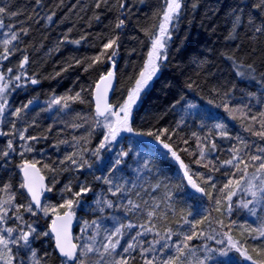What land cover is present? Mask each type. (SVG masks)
Masks as SVG:
<instances>
[{"label": "trees", "instance_id": "trees-1", "mask_svg": "<svg viewBox=\"0 0 264 264\" xmlns=\"http://www.w3.org/2000/svg\"><path fill=\"white\" fill-rule=\"evenodd\" d=\"M120 2L107 0V3L96 7L97 0H40L39 4L36 0H0V6L18 13L15 16L3 15L4 27L0 28V33L15 31L19 36L9 46L15 49L14 54L7 60H0V73L6 79L13 78L8 96L10 107L5 117L1 118L2 132L11 134L0 136V153L9 152L6 157L0 155V185L11 184V190L17 195L16 203L28 202L24 189L20 188L23 182L20 170L27 161L35 163L47 187L52 188V191H46L42 202L51 210L50 213L45 215L37 210V215L32 216L22 211L24 220L32 223L41 234L31 240V247L36 250L37 257L42 258V264H62L64 260L54 252L48 226L52 216L68 210L60 206L66 200H73L72 211L76 214V220H96L102 229H109V232L121 223L137 226L124 229L126 235L121 238V245L117 248V253H122L131 235L139 231V225L147 219V208L158 204V212L168 217L167 221H155L161 231L166 226L173 229L179 227L181 216L189 212L192 215L188 219L192 221L210 215L211 222L204 220L197 227L206 234H212L214 239L204 237L190 242L195 251L193 264L196 257L202 258L204 245L212 249L227 247L228 241L223 232H228L234 241L246 248L253 259L264 260V253L252 251L253 248L264 247V238L253 239L252 236L257 233L247 231L264 222V204L256 205V214L253 215L247 209L236 207L240 200L251 199L237 192L233 197L231 213L215 211V198L221 195L218 189L233 174L237 179L242 175L231 165L222 164L232 157L230 149L237 145L243 147L241 140L250 145L248 155L260 154L257 149L264 148V139L245 130L249 126L260 130L258 123H252L246 117L258 116L260 111H264V31H255L257 26L264 27V10L254 7L260 0H181V14L171 30L172 39L166 49L168 58L132 112V135L163 147L155 135L143 133L151 131L155 134L167 129L161 140L172 146L180 161L187 166L192 179L210 192L212 199L189 185L180 170V162L173 161L171 153L164 147L165 150L140 142L145 153L143 165L147 161V167L143 166L137 172L130 171L128 166L133 157L127 142L130 136L116 142V149L121 147L128 153L116 166L122 177L117 181L124 184L125 193L111 196L107 191L109 186L103 180L96 179L113 177L112 172H115L112 165L116 157L103 151L99 159L92 155L106 131L100 126L104 119H98L94 112V86L101 76L114 69L116 86L111 104L118 108L125 101L144 70L152 34L157 31L166 6L165 0H123L125 7L122 9ZM50 15L52 19L48 20ZM119 19L125 23L117 29ZM24 29L27 30L26 35L22 31ZM111 39H116L117 43L107 50L103 49V45ZM113 51L116 55L109 60L108 56ZM24 56L28 60L21 69L19 64ZM97 56L101 57L100 61L92 63ZM236 65L245 71H250L247 66L252 65L255 71L251 72L249 78H240L236 75L240 70ZM9 68L13 69L11 73L8 72ZM20 73H26L27 78L15 81L14 77ZM31 79L38 82L32 84ZM17 84L20 86L16 87ZM229 91L231 96L225 98L224 93ZM77 93H80L83 103L69 100L67 108L63 103L50 106L55 98L74 97ZM249 93L254 95L249 97ZM29 100L33 102L20 118L11 115L12 111ZM225 102L230 108L242 104H248L249 108H245L243 114L230 113L224 110ZM189 105L195 107L190 108ZM12 121L16 122V130L11 127ZM217 123L226 125L228 138L219 136L214 127ZM25 129L26 137L37 139L20 140L19 132ZM193 133L201 138L200 143L205 147V157L199 164L196 160L200 159V149ZM9 140L13 144L12 150L7 148ZM185 140L188 142L184 143ZM210 141L216 143L217 150H210ZM25 145L31 146L32 151H25ZM74 152L87 159L91 166L77 168L68 161L60 164ZM242 158L247 159V155L242 154ZM243 167L241 164L240 168ZM248 171L251 173L254 168L250 166ZM208 176L212 177V181L206 184L204 181ZM212 183L216 184L215 189L211 187ZM66 185L71 191L65 190ZM81 185L89 187L91 191L77 197L74 193L80 191ZM167 194H171V200L167 199ZM100 196L113 201L114 207L100 212L95 203ZM127 199L139 203L140 210L126 215L123 207H115L116 204L126 205ZM226 208L227 202L222 200V209ZM218 221H223V229ZM13 225L14 221L8 220V226ZM189 227L184 226V230L187 231ZM76 232L75 225L74 236ZM145 239L151 240L152 235ZM178 239L173 236L169 243ZM216 240L224 243L217 244ZM125 255L135 256L134 264H142L138 251ZM217 259L224 264H242L234 250L226 257L218 254Z\"/></svg>", "mask_w": 264, "mask_h": 264}, {"label": "snow or ice", "instance_id": "snow-or-ice-1", "mask_svg": "<svg viewBox=\"0 0 264 264\" xmlns=\"http://www.w3.org/2000/svg\"><path fill=\"white\" fill-rule=\"evenodd\" d=\"M36 3L39 4L40 0H36ZM101 3H107V0H97L96 7H100ZM165 8L160 17V23L157 31L152 34L151 38V50L148 53V61L139 74V78L135 81V86L129 90L127 99L123 104L119 105L118 108H114L111 104L107 102V90L112 86V78L114 77V72L109 70L105 76H101V81L106 83V87L103 91L100 89V84H97L95 101H96V116L97 118L103 117L105 132L103 139L100 141L98 147L92 152V155L99 159L101 150H108L113 142L117 141L121 132H133V128L130 125V120L132 116V111L135 105H137L142 96L146 93L147 89L150 87V82L156 77L157 73L160 71L162 63L167 60L166 49L168 47L169 41L172 39V29L175 27V22L179 20L182 3L181 0H165ZM125 4L123 0L120 2V8H124ZM195 7V5H194ZM254 7L264 10V0H260V3L255 4ZM15 16L18 13L11 12L6 6H0V28L4 27L2 17L3 15ZM53 13L52 15H54ZM48 20L52 19V16L47 17ZM239 21V17H237ZM125 21L119 19L116 24V28L119 29L124 25ZM251 24V19L249 20ZM24 34H27V30H22ZM257 33L264 31V27L257 26L255 28ZM4 39L0 40V46H2V51H0V60H7L11 55L14 54V48L9 46L13 44L14 41L19 39L18 34L15 31H9L4 33ZM74 43H79V41H74ZM117 43L116 39H111L103 45V49L107 50ZM103 55V52L102 54ZM116 55V52L113 51L108 59L111 60L112 57ZM101 59L100 56H97L93 59L92 63H97ZM28 57L20 61L19 67L24 68L27 63ZM77 64L80 61H76ZM240 70L236 72V75L240 78H249L251 72H254L252 65H248L247 69L250 71H245L241 69L240 65H236ZM13 69L9 68L8 72L11 73ZM27 78L26 73H20L14 77L15 81H20L21 78ZM251 78H255L252 76ZM13 78L9 77L6 79L3 73H0V118L5 117L6 110L10 107L8 99V90L9 85L12 83ZM38 81L36 79H31L32 84H36ZM20 85L17 84L16 87ZM191 87V85H189ZM254 94L249 93V97ZM231 96V91L225 92L224 97L228 98ZM73 102L79 100L81 103L84 101L81 98L80 93H77L74 97H60L55 98L51 101V104H61L65 108L68 107V101ZM32 100H29L27 103L22 104L21 107L16 108L11 112L12 116L17 118L21 117V113L32 104ZM212 103V101H209ZM190 108H194L195 105H189ZM224 110L230 113L241 112L244 113L245 108H249L248 104H242L238 106L231 107L227 102L223 104ZM114 118V119H113ZM233 115V119H235ZM252 123H258L260 125V130H254L251 126L246 127V131H249L254 136H258L261 139H264V111H260L258 116L251 115L246 117ZM99 124V120H97ZM11 127L13 130H16V122H11ZM217 129L219 136L222 138H228L229 133L226 131V125L222 123H217L214 125ZM24 131L19 132V138L22 141L35 140L37 137H26ZM168 130L164 129L159 133H153L151 131L143 133L148 136L155 135V139L163 144V147L171 153L172 157L180 162L181 169H185L184 175L188 179V183L195 189L196 192L201 193L202 195H208L212 199V194L206 192L204 187L199 186L189 175V172L186 170L187 166L180 161L179 156L176 151L173 150L172 146L169 143H165L161 140V136L165 135ZM11 133L0 132V135H10ZM196 136L198 147L200 149L199 155L200 159L196 160V163H201L205 157V147L200 143L201 138L193 133ZM188 141L185 140L184 143ZM243 147L239 145L234 146L230 151L233 153L232 157L228 160L222 162L224 165H231L236 168L237 171L242 172V175L239 178H235V174L231 176L227 183L223 187L218 189V192L221 194L215 198V211L221 212L227 211L231 213L233 211V197L237 195V192H241L246 196H250L251 199L240 200L236 207L247 209L253 215L256 214V205L264 204V148H258L257 152L260 154H247V150L250 148L245 141L241 140ZM208 147L210 150H217V145L215 142H209ZM9 150L13 149L12 141L9 140L7 144ZM25 151H32L31 146L25 145ZM84 151H88L84 149ZM187 151V150H186ZM243 155H247V159L242 158ZM0 155L8 156L9 152L4 151ZM128 153L121 150L117 154L112 165V171H115L116 166L122 163V157L127 156ZM66 161L70 162L72 165H76L77 168H83L86 165L91 166L87 159H84L82 155L74 152L70 156H66L65 160L60 161V164H64ZM243 164V169L240 168V165ZM147 167V161L144 164ZM207 166V165H205ZM254 168V171L249 173V167ZM44 167H48L45 165ZM55 171V169H52ZM67 170V169H64ZM219 170V169H215ZM23 172V182L20 184V188L24 189L27 192L30 201L26 203H16L17 195L13 192L12 186L10 183H4L0 185V264H42V258L37 257V252L31 247V240L33 238L39 237L41 234L37 232L36 228L33 227L32 223L26 222L22 215L23 212H29L32 216L37 215V210L44 212L45 215L48 214V208L43 206L41 203V196L44 191H52L51 187H46L43 184V177L39 176V169L36 168L35 163L24 162L21 167ZM97 180H103L108 187V193L111 196H117V194L123 195L125 193V186L123 183L114 181L110 177H97ZM212 181V177L208 176L204 183H209ZM159 185H157L158 187ZM211 187L216 188V184L212 183ZM66 191H71V188L66 185ZM91 189L87 186L81 185L80 191L74 193L79 197L82 193H87ZM139 196V192L136 193ZM167 199L171 200V194H167ZM222 200L227 202V208L222 209ZM79 201H76L78 203ZM73 200H66L63 205L60 207H66L69 211L65 212L63 216H57L56 220H53L51 226V232L55 236L56 248L59 251L61 257L64 258L62 264H67V262H72V264H134L136 257L130 254L131 252L138 251L139 257L142 260V264H193V257H195L194 246L191 245L193 239H200L206 237L207 240H213L214 236L212 234H206L203 230H198V225L202 224L204 220H210L209 216H204L201 220H189L188 217L192 215L191 212L186 215L181 216V221L179 227L173 229L170 226H166L163 230H158L156 220L167 221V214L161 215L158 212L159 205H154L146 210L147 219L144 223L139 225V231H136L134 235H131L130 239L127 241L126 245L123 246L122 253H117L118 246L121 245V238L126 235L124 229H132L137 227L132 223L124 224L121 223L118 227H115L114 230L107 232L104 236V242L100 243L97 246L96 235L99 234L100 225L96 220L91 222L85 221L84 227L82 228L83 233H87L89 228H93V234L88 236L87 239L91 241L85 242L82 245H77L72 242L71 237L68 232V227L71 224L73 217ZM99 211L103 212L105 208H113V201L109 200L106 196H100L95 201ZM33 205L35 208H33ZM147 205V202H145ZM252 205L253 207H250ZM115 207H123L125 209V214L129 212L138 211L141 208L139 203L134 202L132 199H127L126 205L116 204ZM13 220L14 225L8 226V220ZM59 221V223H58ZM220 227L223 229V221H218ZM187 231L184 230V226H189ZM215 231V230H213ZM247 231L251 233H257V235L252 236L253 239L264 238V222L260 224L257 228H249ZM35 234V236H34ZM152 235V239H145L148 235ZM43 235H48V233H43ZM222 235L226 237L228 244L226 248L222 249H212L207 245H204V256L196 257L195 264H208V261L213 259V253H218L221 257L228 256L230 251H235L244 259L251 261L252 264H264V260H255L251 255L248 254L246 248H244L240 243L233 240V238L228 235V232H223ZM173 236L179 237V239L170 244L169 242L173 240ZM217 244H223L224 241L216 240ZM15 249V250H14ZM252 251L257 252L258 254L264 253V247L253 248ZM152 255L149 256L148 254ZM89 254H95L100 257V260H94ZM115 254V255H114ZM47 255V254H45ZM106 257H112L111 259H105Z\"/></svg>", "mask_w": 264, "mask_h": 264}, {"label": "rangeland", "instance_id": "rangeland-1", "mask_svg": "<svg viewBox=\"0 0 264 264\" xmlns=\"http://www.w3.org/2000/svg\"><path fill=\"white\" fill-rule=\"evenodd\" d=\"M5 37H4V35L3 34H1L0 33V40H3ZM0 47H2V46H0ZM150 50H151V46H150ZM149 50V51H150ZM147 61H148V58H147ZM158 74V73H157ZM157 76V75H156ZM155 79V78H154ZM153 79V80H154ZM152 82V81H151ZM151 82H150V84H151ZM9 87H10V85H9ZM8 96H9V90H8ZM9 99V98H8ZM127 99V98H126ZM125 99V100H126ZM123 104V103H122ZM137 105H135L134 106V108H133V110L135 109V107H136ZM133 112V111H132ZM132 117V116H131ZM114 119V118H113ZM103 120V119H102ZM130 122H131V120H130ZM103 124H104V120H103V122L100 124V126L102 127V128H104L103 127ZM105 129V128H104ZM0 132H2V123H1V118H0ZM1 136V135H0ZM125 136H130L131 138L130 139H128L127 140V142H128V146H130V150H131V153H132V158H131V165H130V167L128 166V169L130 170V171H138V170H141L142 168H143V163H144V155H145V153L143 152V150H142V147H141V145L139 144L140 142H143V143H146V144H149V145H151V146H153V147H156V148H161V149H163V150H165L163 147H161L159 144H157V143H152V142H148L147 140H145V139H143V138H141V137H138V136H133L132 135V133H129V132H121L120 133V135H119V137L117 138V141H120V140H122L123 139V137H125ZM117 141H115V142H113V144L110 146V148L108 149V150H101V151H103V152H106L108 155H110L111 157H113V158H117V154L120 152V150H122V148L121 147H119V149H116L117 147H116V142ZM123 159H124V157H122ZM172 159H173V161H177L175 158H173L172 157ZM140 164H142L140 167H139V165ZM180 166V165H179ZM131 168V169H130ZM90 170V169H89ZM180 170H181V172H182V175L184 176V178L188 181V179H187V177H185V175H184V172H185V169H181V167H180ZM93 172V171H92ZM115 173H113L112 172V175H113V177L112 178H114L116 181H117V179H120V178H122L121 177V174L119 173L120 171L116 168L115 169V171H114ZM190 185V184H189ZM191 186V185H190ZM28 201H29V199H28ZM45 207H47V206H45ZM48 208V207H47ZM262 208V207H261ZM260 208V209H261ZM50 209L48 210V212L50 213ZM67 211H69V210H67ZM73 212V211H72ZM263 213H264V209H263ZM76 214H75V212H73V218H74V222H75V225L77 226V232H76V235L74 236V240H75V242H76V244L77 245H82L83 243H85V242H89V243H91V241H89L88 239H87V237L88 236H91L92 234H93V228L92 227H90L89 228V231L87 232V233H83L81 230H82V228L84 227V222L85 221H83V219H77L76 220ZM100 225V224H99ZM103 227L100 225V228H99V234L98 235H96V241H97V246H99V244L100 243H102V242H104V240H103V238H104V236L107 234V232H109V229H107V230H105V229H102ZM237 253V252H236ZM205 254V253H204ZM204 254H203V256H204ZM238 254V256H239V259H240V261H241V263L242 264H252V262L251 261H248V260H244L240 255H239V253H237ZM213 255V259L212 260H210V261H208V264H224V263H222V261H219L218 259H217V256H218V254H215V253H213L212 254ZM89 256L90 257H92L94 260H97V261H99L100 260V257L98 256V255H95V254H89ZM202 256V257H203ZM111 257H106L105 259H110ZM67 264H70V263H68L67 262Z\"/></svg>", "mask_w": 264, "mask_h": 264}, {"label": "water", "instance_id": "water-1", "mask_svg": "<svg viewBox=\"0 0 264 264\" xmlns=\"http://www.w3.org/2000/svg\"><path fill=\"white\" fill-rule=\"evenodd\" d=\"M114 72V70H112ZM105 76V75H104ZM100 84V89L101 91H103L106 87V83L104 81H101V78L97 81V83L95 84L94 86V89H93V96H92V103H93V108H94V112L96 114V101H95V93H96V87H97V84ZM115 86H116V78H115V74H114V77L112 78V86L110 88H108L107 90V102L109 104H111V98H112V94L114 92V89H115ZM99 118H103V117H99ZM38 169V167H36ZM21 176H22V179H23V172L21 171ZM39 176H42L43 175L40 173L39 171ZM44 178V177H43ZM43 184L46 186V182H45V179H43ZM47 187V186H46ZM26 192V191H25ZM46 191L43 192L42 196H41V203L43 201V198H44V193ZM27 194V192H26ZM28 196V195H27ZM28 199L30 200V197H28ZM33 207H35L33 205ZM65 213V212H64ZM64 213H61V214H57V215H54L52 218H51V221H50V224H49V227H48V230H49V233H50V236L52 238V241H53V249H54V252L56 253V255L60 258V259H64L63 257L60 256L59 254V251L57 250L56 248V241H55V236L54 234L51 232V226H52V222L53 220H56L57 216H63ZM59 223V221H58ZM74 222H73V217H72V221H71V224L69 225L68 227V232H69V235L71 237V240L72 242L74 243V239H73V232H74ZM70 262V261H69ZM72 263V262H71Z\"/></svg>", "mask_w": 264, "mask_h": 264}]
</instances>
